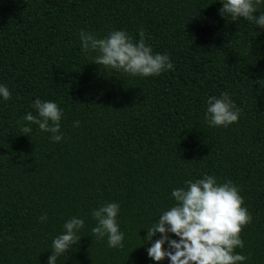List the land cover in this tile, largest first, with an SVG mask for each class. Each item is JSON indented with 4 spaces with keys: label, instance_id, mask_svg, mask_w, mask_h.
I'll return each instance as SVG.
<instances>
[{
    "label": "trees",
    "instance_id": "obj_1",
    "mask_svg": "<svg viewBox=\"0 0 264 264\" xmlns=\"http://www.w3.org/2000/svg\"><path fill=\"white\" fill-rule=\"evenodd\" d=\"M221 6L0 0V84L11 93L0 102V264H46L52 238L72 216L85 221L81 239L57 264H155L142 246L145 229L174 205L173 188L205 174L238 186L252 220L235 251L246 264H264V28L221 18ZM120 29L134 42L143 29L173 68L132 77L82 53L81 30L102 38ZM222 92L239 108L238 121L209 127L207 97ZM37 98L63 109L60 142L17 123L36 114ZM105 202L120 205L122 248L91 231V210Z\"/></svg>",
    "mask_w": 264,
    "mask_h": 264
},
{
    "label": "clouds",
    "instance_id": "obj_2",
    "mask_svg": "<svg viewBox=\"0 0 264 264\" xmlns=\"http://www.w3.org/2000/svg\"><path fill=\"white\" fill-rule=\"evenodd\" d=\"M218 10L221 18L237 21L244 18L256 28H264V12L256 14L264 0H219ZM144 30L139 32L135 42L125 30H111L102 38L81 30L80 48L86 56L96 53L95 64L106 69L122 72L132 77H155L161 72L171 70L173 64L167 54L154 53L151 45L144 40ZM260 89H264L261 88ZM259 91V90H258ZM11 93L7 86L0 84V102L7 101ZM204 119L209 127H228L238 121L239 108L231 95L222 92L219 97L209 96L206 100ZM32 112H27L20 124L23 133L32 131L36 125L40 132L49 133L53 142L62 140L61 120L63 109L50 100L35 99ZM79 126V121L74 122ZM185 186L173 188L171 197L174 205L162 211L158 219L147 227L143 245L147 256L155 262L167 259L168 264H246L247 257L236 252L243 248L240 233L252 220L238 186L232 181L218 182L213 175L205 174L196 180H186ZM120 205L105 202L91 210L95 226L91 229L96 240H104L109 248H122L124 232L120 230L117 217ZM40 222H46L47 214ZM85 221L72 216L63 225V230L52 238L51 255L46 264H57V259L76 245ZM159 234V237H157Z\"/></svg>",
    "mask_w": 264,
    "mask_h": 264
}]
</instances>
